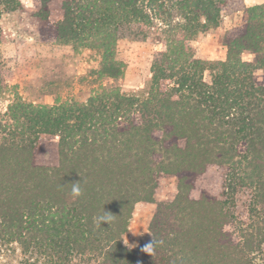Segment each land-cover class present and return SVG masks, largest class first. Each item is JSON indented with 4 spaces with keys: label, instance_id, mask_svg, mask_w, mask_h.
<instances>
[{
    "label": "trees",
    "instance_id": "trees-1",
    "mask_svg": "<svg viewBox=\"0 0 264 264\" xmlns=\"http://www.w3.org/2000/svg\"><path fill=\"white\" fill-rule=\"evenodd\" d=\"M34 1L42 31L98 51L97 79L122 75L116 49L126 30L160 36L161 50L138 92L8 104L0 114V251L18 247L17 264H264V2L243 8V22L223 34L225 59L210 61L189 42L217 26L232 0H63L54 22L51 0ZM22 8V0H0V17ZM42 138L52 153L37 162ZM208 164L222 167L220 197L191 198L192 178ZM168 176L177 191L157 201L151 240L126 246L135 203L155 201ZM77 181L82 195L73 197Z\"/></svg>",
    "mask_w": 264,
    "mask_h": 264
},
{
    "label": "rangeland",
    "instance_id": "rangeland-1",
    "mask_svg": "<svg viewBox=\"0 0 264 264\" xmlns=\"http://www.w3.org/2000/svg\"><path fill=\"white\" fill-rule=\"evenodd\" d=\"M62 1L49 2L50 21L62 16ZM264 0H232L221 12L217 26L199 32L189 44L195 57L204 60H223L226 48L222 37L225 31L243 22V8L263 3ZM23 8L3 11L0 25L3 37L0 42V114L8 104L20 96L23 101L34 104H53L60 101H84L100 89L119 88L124 92H138L150 76L152 60L161 50L160 36H144L134 28L124 31L118 41L117 57L125 65L118 78L97 79L92 70L99 65L100 55L94 49H74L70 44L60 43L54 34L42 31L35 16L36 1L22 0ZM243 60H252L251 53H242ZM261 80L260 70L255 71ZM50 140L42 138L36 151V161H46L52 153ZM223 170L216 164H208L205 170L192 178L189 190L191 198H198L201 191L220 197ZM177 177L160 180L153 202L138 201L133 208L128 231L123 243L137 249L151 240L149 222L155 212L157 201L171 199L177 191ZM241 201L245 196L241 195ZM237 211H240L237 207ZM241 212V211H240ZM0 251V264H17L19 249L15 245ZM255 264H263L257 260Z\"/></svg>",
    "mask_w": 264,
    "mask_h": 264
},
{
    "label": "clouds",
    "instance_id": "clouds-1",
    "mask_svg": "<svg viewBox=\"0 0 264 264\" xmlns=\"http://www.w3.org/2000/svg\"><path fill=\"white\" fill-rule=\"evenodd\" d=\"M71 194L73 197H79L80 195H82V189L79 185V182H73V186H72V189H71ZM148 253H151L152 251V248H151V245H148L146 246V249H145Z\"/></svg>",
    "mask_w": 264,
    "mask_h": 264
}]
</instances>
